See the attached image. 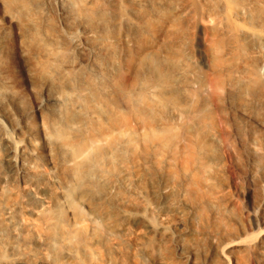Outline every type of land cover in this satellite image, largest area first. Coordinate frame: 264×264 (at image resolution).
<instances>
[{
  "label": "bare ground",
  "instance_id": "6f19581e",
  "mask_svg": "<svg viewBox=\"0 0 264 264\" xmlns=\"http://www.w3.org/2000/svg\"><path fill=\"white\" fill-rule=\"evenodd\" d=\"M189 6L0 0V264L34 249L62 264L85 256L86 244L122 264H172L174 250L191 264L221 259L201 229L200 196L167 170L178 163L182 173H202L220 144L208 122L224 84L203 83L182 50ZM212 41L216 64L223 48L236 50L233 40ZM7 59L25 94L14 89ZM248 60L226 80L246 103L264 97V75ZM254 108L243 105L241 114L257 119L263 107ZM38 155L58 175L40 172ZM68 216L87 224L88 240L66 227Z\"/></svg>",
  "mask_w": 264,
  "mask_h": 264
},
{
  "label": "rangeland",
  "instance_id": "374dc122",
  "mask_svg": "<svg viewBox=\"0 0 264 264\" xmlns=\"http://www.w3.org/2000/svg\"><path fill=\"white\" fill-rule=\"evenodd\" d=\"M188 2L190 14L182 32V50L190 57L203 83L218 78L224 84L219 109H212L208 122L210 131L219 138L220 144L212 151L213 160L202 173L197 172L194 166L182 173L183 167L178 163L167 170L177 172L181 185L192 190L195 196H200L196 212L201 220V229L210 235L212 248L223 251L221 259L215 264H264V97L247 101L255 106L252 114L263 107L261 115L252 119L241 114V108L248 103L233 96L226 85L233 69L250 64L248 59L251 56L257 60L258 74L264 75V0ZM228 39L234 41L236 50L231 53L223 48L220 51L221 61L214 63L210 58L211 41ZM149 40L145 38L146 42ZM8 41L14 42L11 33ZM127 44L131 45L129 41ZM157 48H160V43ZM11 64V60H5L12 85L25 94L26 82ZM27 100L29 103L31 98L27 97ZM29 122L35 131L39 122L33 113ZM36 162L40 172L48 170L58 175L59 167L47 165L41 155ZM51 191L53 193L55 189ZM129 196L132 198L133 194ZM159 220L162 222L163 218ZM65 225L79 230L88 240L89 229L85 222L68 216ZM84 252L85 256L66 259L62 264H122L119 255L106 258L102 253L91 254L88 244ZM16 264L51 262L44 259L43 250L34 249L31 257L23 258ZM144 264L152 262L145 258ZM172 264H191V261L174 250Z\"/></svg>",
  "mask_w": 264,
  "mask_h": 264
}]
</instances>
